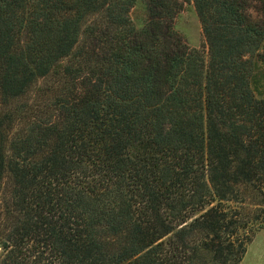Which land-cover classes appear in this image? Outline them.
I'll use <instances>...</instances> for the list:
<instances>
[{"label":"trees","instance_id":"obj_1","mask_svg":"<svg viewBox=\"0 0 264 264\" xmlns=\"http://www.w3.org/2000/svg\"><path fill=\"white\" fill-rule=\"evenodd\" d=\"M136 2L0 0V264H242L264 227V0Z\"/></svg>","mask_w":264,"mask_h":264},{"label":"rangeland","instance_id":"obj_2","mask_svg":"<svg viewBox=\"0 0 264 264\" xmlns=\"http://www.w3.org/2000/svg\"><path fill=\"white\" fill-rule=\"evenodd\" d=\"M147 4V0H137L131 10L130 16L137 28L143 27L148 20ZM253 14H259L256 5L253 8ZM174 26L188 44L207 50L202 24L193 1L184 3L175 17ZM259 65L258 70H255L252 85L260 96L264 95V65L263 63H259ZM244 195L247 199H252V194L247 189H244ZM1 252L2 249L0 248ZM242 264H264V227L257 231L252 242L249 243Z\"/></svg>","mask_w":264,"mask_h":264},{"label":"crops","instance_id":"obj_3","mask_svg":"<svg viewBox=\"0 0 264 264\" xmlns=\"http://www.w3.org/2000/svg\"><path fill=\"white\" fill-rule=\"evenodd\" d=\"M244 260V259H243ZM243 262V261H242Z\"/></svg>","mask_w":264,"mask_h":264}]
</instances>
